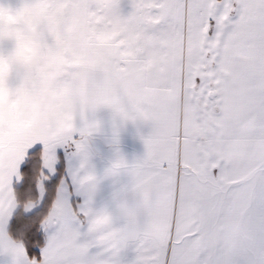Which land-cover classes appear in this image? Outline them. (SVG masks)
I'll list each match as a JSON object with an SVG mask.
<instances>
[{
    "label": "snow or ice",
    "instance_id": "6c2138e0",
    "mask_svg": "<svg viewBox=\"0 0 264 264\" xmlns=\"http://www.w3.org/2000/svg\"><path fill=\"white\" fill-rule=\"evenodd\" d=\"M86 2L81 107L0 115V264H264V0Z\"/></svg>",
    "mask_w": 264,
    "mask_h": 264
},
{
    "label": "rangeland",
    "instance_id": "374dc122",
    "mask_svg": "<svg viewBox=\"0 0 264 264\" xmlns=\"http://www.w3.org/2000/svg\"><path fill=\"white\" fill-rule=\"evenodd\" d=\"M85 25L86 21H80L79 0H0V115L7 117L16 114V86L9 85L16 78L29 83L27 77H34L38 90H41L44 85L39 84L45 78L55 81L61 77L64 72L63 55L59 52L66 47V51H71L68 56L77 58L78 55L72 52L79 44L80 30ZM28 63L29 74H26L22 69ZM66 64L65 69L68 67L71 75L77 74V60ZM36 86L33 96L28 95L31 92L20 93L22 104L36 105V97L38 95L39 98L41 93L40 90V93L36 91ZM17 88L20 89V86ZM33 118L23 117L21 120ZM39 118L48 120L41 116Z\"/></svg>",
    "mask_w": 264,
    "mask_h": 264
},
{
    "label": "crops",
    "instance_id": "0c3cea01",
    "mask_svg": "<svg viewBox=\"0 0 264 264\" xmlns=\"http://www.w3.org/2000/svg\"><path fill=\"white\" fill-rule=\"evenodd\" d=\"M80 5V21L85 22V28L80 30L79 35V44L76 46V50L72 53L77 54V58L69 57L71 51H66V47H62V69H64L61 77L54 81L50 78H45L43 83H40L42 89L38 90V84H35L36 80L34 77H27V81L29 83H24L25 80L22 78H16L14 82L9 83V85L16 86L15 97L18 96L14 100V108H15V116L17 118L22 119L23 117H36L41 116L47 118L46 121H54L56 120L60 114L64 112H75L84 102L85 99V85L87 80V75L82 67V61L87 55V35L89 32V24L87 27V22L90 23L92 19V12L89 10L88 4L86 0H79ZM78 65L77 74L71 75L69 71H67L68 67L65 69L66 63L76 62ZM60 65V64H59ZM67 65V64H66ZM29 63L25 69L26 74H29ZM61 66V65H60ZM65 71L66 74H65ZM31 76V73L30 75ZM42 81V80H41ZM35 85H37V92L40 93V97L38 95L36 97V105H28V103L23 102L20 99V93L31 92L28 95H34ZM20 86V89L17 87ZM23 86H28L30 88L23 89ZM28 101V100H25ZM119 149L122 153H124L128 158H132L143 151L142 142L139 139L137 131L135 127L129 123L122 127L119 134Z\"/></svg>",
    "mask_w": 264,
    "mask_h": 264
}]
</instances>
